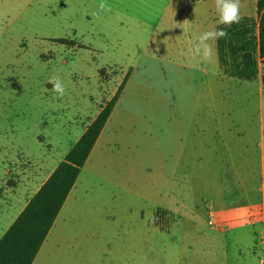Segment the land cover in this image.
<instances>
[{
  "label": "rangeland",
  "instance_id": "rangeland-1",
  "mask_svg": "<svg viewBox=\"0 0 264 264\" xmlns=\"http://www.w3.org/2000/svg\"><path fill=\"white\" fill-rule=\"evenodd\" d=\"M218 18L215 0H0V237L125 81L33 263L264 264V65L245 81L216 42L193 54Z\"/></svg>",
  "mask_w": 264,
  "mask_h": 264
},
{
  "label": "trees",
  "instance_id": "trees-1",
  "mask_svg": "<svg viewBox=\"0 0 264 264\" xmlns=\"http://www.w3.org/2000/svg\"><path fill=\"white\" fill-rule=\"evenodd\" d=\"M228 35L216 41L219 68L228 77L256 81L264 65V0H256V16H241ZM60 43L68 42L58 39ZM122 81L63 161L50 174L0 237V264H32L120 96ZM167 212L163 211L165 215Z\"/></svg>",
  "mask_w": 264,
  "mask_h": 264
},
{
  "label": "clouds",
  "instance_id": "clouds-1",
  "mask_svg": "<svg viewBox=\"0 0 264 264\" xmlns=\"http://www.w3.org/2000/svg\"><path fill=\"white\" fill-rule=\"evenodd\" d=\"M241 0H215V9L218 13V24L231 26L233 23H239L242 19ZM105 5L102 3L101 8ZM228 35L224 28L212 27L201 32L195 37L191 51L194 55L201 56L204 60H209L214 55L213 43ZM209 41L213 43H209ZM53 85V92L59 97H63L66 89L60 78L51 77L48 80Z\"/></svg>",
  "mask_w": 264,
  "mask_h": 264
},
{
  "label": "crops",
  "instance_id": "crops-1",
  "mask_svg": "<svg viewBox=\"0 0 264 264\" xmlns=\"http://www.w3.org/2000/svg\"><path fill=\"white\" fill-rule=\"evenodd\" d=\"M255 2H256V0H255ZM219 25H221V24H219ZM218 25V26H219ZM113 110H114V108H113ZM113 112V111H112ZM112 112H111V114H112ZM111 114H110V116H111ZM110 118V117H109ZM109 120V119H108ZM108 120H107V122H106V124H105V126H104V128L102 129V131H101V133H100V135H99V137L97 138V140H96V142H95V144H94V146H93V148H92V150H91V152H90V154L92 153V151H94V149H95V147L97 146V144H98V142L100 141V139H101V137H102V135H103V133H104V131H105V128H106V126H107V123H108ZM86 129V128H85ZM85 129L82 131V133L80 134V136L78 137V139L81 137V135L84 133V131H85ZM77 139V140H78ZM77 142V141H76ZM75 142V143H76ZM74 143V144H75ZM73 144V145H74ZM72 145V146H73ZM71 146V147H72ZM71 147H70V149H71ZM69 149V150H70ZM68 153V152H67ZM66 153V154H67ZM66 154L65 155H63V156H61V157H59V158H56V159H54V160H48V161H44L43 163H45V167H48L47 168V170H49V173H47V175L45 176V178L43 179V181L41 182V184L30 194V191H31V189H29V188H31L32 187V184H34L35 183V181L38 179V176L36 175L35 177H32L31 179H29V181L27 182L28 184L27 185H23L25 188H24V190H26V188H28L29 190H27L26 192L27 193H25V191H24V196H23V200H26L27 199V201H26V203H25V205H24V207L26 206V204H27V202L34 196V194L38 191V189L41 187V185L47 180V178L50 176V174L55 170V168L57 167V165L61 162V161H63L64 160V158H65V156H66ZM90 154H89V156H88V158H87V160H86V162L89 160V158H90ZM85 162V163H86ZM85 165V164H84ZM83 168V167H82ZM81 168V169H82ZM81 172V171H80ZM80 174V173H79ZM39 175V174H38ZM79 176V175H78ZM77 179H78V177H77ZM76 182H77V180H76ZM76 182H75V184H74V186H73V188L71 189V191L69 192V194H68V196H67V198H66V200H65V202H64V204H63V206H62V208H61V210L59 211V213L62 211V213H61V220H59V213H58V215H57V217H56V219H55V221H54V223H53V226L51 227V229L49 230V232H48V234H47V237H46V239H45V241L43 242V244H42V246H41V248L39 249V251H38V255H36V259H38V256L40 255V253L42 252V250L44 249V247H46L47 246V244L48 245H51L52 243H54L56 246L58 245V241H57V237L62 233V235L63 236H66V234H65V229H66V226H67V223L69 222V214L71 213L70 211L72 210L71 208H72V206H64L65 204H66V202L69 200V199H71L73 196V191H74V189L76 188ZM26 198V199H25ZM24 207H22V208H20V212L24 209ZM69 208V209H68ZM67 209L69 210V213L67 212ZM71 209V210H70ZM164 211H167V210H164ZM20 212L18 213V215L20 214ZM218 216L220 217V216H227V217H234L235 215H237V214H239L238 212L237 213H233L232 212V210H227V209H225V208H223V209H221L218 213ZM17 215V216H18ZM16 219V218H15ZM14 219V220H15ZM13 220V221H14ZM230 220H232L233 222H235V223H233V224H236L237 223V221H239V220H233V218H231ZM61 221V225H60V227L59 226H57V224L59 223ZM155 223V225H158V223H156V222H154ZM12 224V223H11ZM10 224V225H11ZM232 224V225H233ZM9 225V226H10ZM8 229V228H7ZM6 229V230H7ZM5 230V231H6ZM4 231V232H5ZM4 233H2V235H3ZM1 235V236H2ZM71 239H70V237H68V239L66 240V241H64L65 243L66 242H68V241H70ZM62 244H63V242H62ZM54 245V246H55ZM50 253L48 252V254H47V256L49 255ZM36 259H34V263H35V261H37ZM34 263H32V264H34Z\"/></svg>",
  "mask_w": 264,
  "mask_h": 264
},
{
  "label": "built area",
  "instance_id": "built-area-1",
  "mask_svg": "<svg viewBox=\"0 0 264 264\" xmlns=\"http://www.w3.org/2000/svg\"><path fill=\"white\" fill-rule=\"evenodd\" d=\"M210 224H215V222L213 220H209Z\"/></svg>",
  "mask_w": 264,
  "mask_h": 264
}]
</instances>
